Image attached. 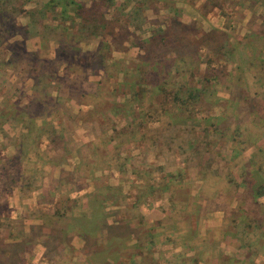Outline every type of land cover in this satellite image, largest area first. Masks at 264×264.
I'll use <instances>...</instances> for the list:
<instances>
[{
	"label": "rangeland",
	"instance_id": "374dc122",
	"mask_svg": "<svg viewBox=\"0 0 264 264\" xmlns=\"http://www.w3.org/2000/svg\"><path fill=\"white\" fill-rule=\"evenodd\" d=\"M69 1L0 0V264H264V0Z\"/></svg>",
	"mask_w": 264,
	"mask_h": 264
},
{
	"label": "trees",
	"instance_id": "16d2710c",
	"mask_svg": "<svg viewBox=\"0 0 264 264\" xmlns=\"http://www.w3.org/2000/svg\"><path fill=\"white\" fill-rule=\"evenodd\" d=\"M102 1V0H100ZM96 4L97 2H93L92 6L91 7H86L84 4H81V3H77V2H73V0H70L65 6H69L71 7V11L77 15V17H80L82 20H86L88 22H90L92 24L93 27H95L96 29L98 28H104L106 26V23H105V19L103 18V15L99 12V10H97L96 8ZM179 26L182 28V29H186V28H189V26H185L183 24H180L179 23ZM261 67L260 68V71H262L264 73V62L261 63ZM156 74L157 72H155V74H153L155 77H156ZM152 85H153V91H156L158 90V80L155 79L153 82H152ZM1 115V113H0ZM2 116V115H1ZM263 182V180H261ZM264 184H261L260 185V181H256L252 186H251V193L254 197H257L259 195H262L264 194V187H263ZM258 188L261 189V191H258ZM100 214V213H99ZM92 217H95V214H91V219ZM90 219V218H89ZM100 228L102 227V224L98 223ZM104 226L105 227H108V224L106 226V224L104 223ZM103 226V227H104ZM102 227V228H103ZM113 240V239H112ZM115 242V241H114ZM8 246V244H7ZM100 246V244H99ZM100 248V247H99ZM112 250H114V248H112ZM99 252V250L96 251V253ZM104 264H107L104 262Z\"/></svg>",
	"mask_w": 264,
	"mask_h": 264
}]
</instances>
